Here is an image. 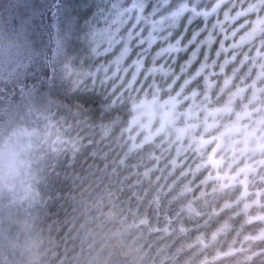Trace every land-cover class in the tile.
I'll return each mask as SVG.
<instances>
[{
	"label": "trees",
	"instance_id": "trees-1",
	"mask_svg": "<svg viewBox=\"0 0 264 264\" xmlns=\"http://www.w3.org/2000/svg\"><path fill=\"white\" fill-rule=\"evenodd\" d=\"M45 1L37 61L0 78V111L39 97L43 125L0 188V259L35 236L47 264H264V170L218 190L178 131L212 140L208 113L264 86V0H63L56 19Z\"/></svg>",
	"mask_w": 264,
	"mask_h": 264
},
{
	"label": "clouds",
	"instance_id": "clouds-1",
	"mask_svg": "<svg viewBox=\"0 0 264 264\" xmlns=\"http://www.w3.org/2000/svg\"><path fill=\"white\" fill-rule=\"evenodd\" d=\"M259 78L258 75L256 79ZM229 83L230 80L226 81L225 86L227 87ZM247 87H251L253 91L249 99L242 102L237 109L235 103L238 98L243 101ZM262 93L264 86L257 87L254 80L251 85L238 87L231 92L223 107L210 111L208 115L213 117V123L206 124L204 132L217 129L212 140L197 138L194 135L196 130L194 124L178 130L180 135L191 138L194 151L202 158V162L196 165V170L201 171L207 167L215 173L206 176L205 182L217 181L218 190L240 186L243 189L241 198L250 195L248 191V185L252 183L250 177L255 176L259 179L261 177L257 174L264 170V95ZM229 115L232 119H227ZM210 144H212L211 154L208 153ZM253 203L259 202L257 200ZM249 207L251 205H245V209ZM42 243L43 241L35 236L14 240L11 244L13 250L11 256L3 253L0 264H47L43 259L47 249L41 250Z\"/></svg>",
	"mask_w": 264,
	"mask_h": 264
},
{
	"label": "rangeland",
	"instance_id": "rangeland-1",
	"mask_svg": "<svg viewBox=\"0 0 264 264\" xmlns=\"http://www.w3.org/2000/svg\"><path fill=\"white\" fill-rule=\"evenodd\" d=\"M44 3L45 0H15L0 6V78L6 77L5 80L8 81L12 76L15 78L10 81L11 83H20L23 78L20 75L30 71L37 61L42 51L40 41L36 39L41 34L40 16ZM61 16L59 26L64 24L65 12ZM59 51L66 72V66L70 65V56L65 53L63 44ZM53 55L54 53H52L54 59ZM112 60V70L106 77L120 83L124 75L116 71L119 60L117 58ZM126 83L131 84L127 81ZM35 99L29 97L23 101L16 100L13 105L10 102L0 111V188L17 179L18 168L15 164L19 155L17 151L35 145L31 142L42 136L40 135L43 132L42 122L39 121L38 114L30 110L37 100L38 102L41 100L39 97Z\"/></svg>",
	"mask_w": 264,
	"mask_h": 264
},
{
	"label": "snow or ice",
	"instance_id": "snow-or-ice-1",
	"mask_svg": "<svg viewBox=\"0 0 264 264\" xmlns=\"http://www.w3.org/2000/svg\"><path fill=\"white\" fill-rule=\"evenodd\" d=\"M63 7V0H52L50 7L46 9L48 16L52 19H56L58 12L63 9Z\"/></svg>",
	"mask_w": 264,
	"mask_h": 264
}]
</instances>
